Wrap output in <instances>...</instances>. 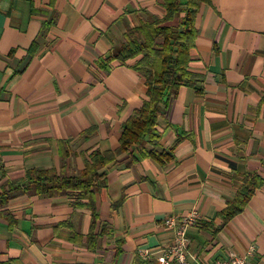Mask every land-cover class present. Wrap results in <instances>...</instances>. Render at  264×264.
Returning <instances> with one entry per match:
<instances>
[{
	"label": "crops",
	"instance_id": "1",
	"mask_svg": "<svg viewBox=\"0 0 264 264\" xmlns=\"http://www.w3.org/2000/svg\"><path fill=\"white\" fill-rule=\"evenodd\" d=\"M163 4L0 0V194L16 188L0 207V264H156L173 237L165 220L192 210L201 218L186 230L187 260L254 245L248 264H264V184L223 218L243 176L264 181V0L199 4L188 71L200 91L179 87L158 118L145 150L157 159L132 148L108 166L94 211L77 193L26 189L28 171L78 175L90 152L118 147L146 88L140 57L108 59L126 31L162 19Z\"/></svg>",
	"mask_w": 264,
	"mask_h": 264
},
{
	"label": "trees",
	"instance_id": "2",
	"mask_svg": "<svg viewBox=\"0 0 264 264\" xmlns=\"http://www.w3.org/2000/svg\"><path fill=\"white\" fill-rule=\"evenodd\" d=\"M210 0H186L182 7L180 0H164L165 15L129 29L124 34V43L114 49L108 60L126 62L140 57L135 69L144 78L145 97L141 107L134 111L123 124L118 147L114 150L90 152L84 161V169L78 175L66 176L63 168L57 172L31 170L26 173V189L34 188L38 195L51 197L62 193H77L80 199H88L87 206L94 211L92 195L103 187L108 166L121 154L130 149H138L145 156L157 159L154 150L145 151L146 145L153 146L159 139L156 131L157 120L163 116L171 99L181 86L196 88L199 78L188 71L189 51L194 48L196 30L195 17L199 4ZM182 15V16H181ZM178 20V25L173 23ZM141 39V41H140ZM199 92V88H196ZM264 105V95L260 101ZM94 129L84 131L80 138L87 139ZM62 158L67 157L63 142L58 144ZM136 161L131 156L129 164ZM264 184L256 175L242 177V186L235 198L223 212L225 221L240 214L254 191ZM19 187H17L18 190ZM16 188L9 186L0 194V207L11 198ZM93 218H96L93 213Z\"/></svg>",
	"mask_w": 264,
	"mask_h": 264
},
{
	"label": "built area",
	"instance_id": "3",
	"mask_svg": "<svg viewBox=\"0 0 264 264\" xmlns=\"http://www.w3.org/2000/svg\"><path fill=\"white\" fill-rule=\"evenodd\" d=\"M200 218L197 211L192 210L181 217L172 216L165 220V226L173 231V237L162 254L155 259L156 264H205L202 261L190 262L187 260L186 230L198 224ZM254 251V245H250L244 255H239L228 249L224 258L209 264H248V260Z\"/></svg>",
	"mask_w": 264,
	"mask_h": 264
},
{
	"label": "rangeland",
	"instance_id": "4",
	"mask_svg": "<svg viewBox=\"0 0 264 264\" xmlns=\"http://www.w3.org/2000/svg\"><path fill=\"white\" fill-rule=\"evenodd\" d=\"M140 41H141V39H140Z\"/></svg>",
	"mask_w": 264,
	"mask_h": 264
}]
</instances>
